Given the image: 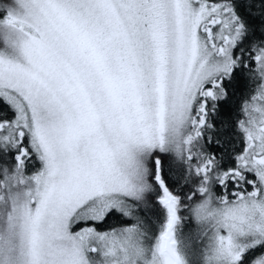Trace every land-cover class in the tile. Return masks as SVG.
<instances>
[{
	"label": "snow or ice",
	"instance_id": "obj_1",
	"mask_svg": "<svg viewBox=\"0 0 264 264\" xmlns=\"http://www.w3.org/2000/svg\"><path fill=\"white\" fill-rule=\"evenodd\" d=\"M240 2L0 8V100L15 113L0 117V264H88L98 251L105 264H185L184 213L216 224L209 264H241L237 237L264 240V18L249 24ZM250 83L235 118V88ZM141 208L162 214L154 237ZM110 212L134 222L98 231Z\"/></svg>",
	"mask_w": 264,
	"mask_h": 264
},
{
	"label": "trees",
	"instance_id": "obj_2",
	"mask_svg": "<svg viewBox=\"0 0 264 264\" xmlns=\"http://www.w3.org/2000/svg\"><path fill=\"white\" fill-rule=\"evenodd\" d=\"M9 3V0H0V8L6 7ZM233 3H237V0H233ZM4 15L3 11H0V17ZM239 15L245 19L249 24H259L264 18V0H242L239 5ZM255 35L258 39H264V34L260 33L259 31L255 32ZM3 49V44L0 43V50ZM234 74L236 75L238 80H244L245 78L240 75V70L236 69L234 70ZM255 88L254 84H238L234 91V103H233V115L235 118H239L240 116V107L243 104V102L248 98V96L251 95L253 89ZM14 112L11 107H9L3 100H0V117H12L14 116ZM233 147L236 152H239L244 147V141L243 139L239 138V134L234 137L233 141ZM40 167V161L31 159L30 161L26 162L25 172L26 174H30L32 169H37ZM250 178H253V174L249 173L248 175ZM231 183L229 184L228 191L231 187ZM222 189L219 188V186H216L214 189L215 195L219 197ZM6 211V207L3 205H0V212ZM139 215L144 218V222L140 225L141 228H143L150 237H154L158 231L159 225L162 223L161 219V213L154 209H144L141 208L138 210ZM115 212V211H113ZM184 218L181 220L180 224L177 226L179 229L185 222V219L188 220L189 227L187 230L192 228L189 232L196 231L202 227L203 221H197L192 215L188 213L183 214ZM111 217V218H110ZM105 220L108 222L107 224H104L103 227H99V231H106L109 229V227H119L123 225H130L134 221L130 219H125L121 216L120 213H115V216H113V213L110 212L106 217ZM102 224L104 222H101ZM195 224V226H193ZM178 235L181 236L182 233H180V230L177 232ZM205 241V240H204ZM204 241L202 248L204 246ZM151 241H149L150 243ZM264 250V245L258 246L249 252H247L244 255L243 260L241 261V264H251L257 256L262 255V251ZM204 259V258H203ZM201 259V260H203Z\"/></svg>",
	"mask_w": 264,
	"mask_h": 264
},
{
	"label": "rangeland",
	"instance_id": "obj_3",
	"mask_svg": "<svg viewBox=\"0 0 264 264\" xmlns=\"http://www.w3.org/2000/svg\"><path fill=\"white\" fill-rule=\"evenodd\" d=\"M34 171L35 169H32L30 174H32ZM248 175L249 173L246 174V180L255 181L257 179L254 174H253V178H250ZM244 187L247 188L248 190H251L253 185L245 182ZM235 190H236L235 186L232 185L228 191V194L231 195V192ZM223 191L224 190L222 189L221 191L222 194ZM123 218L133 220L130 217H123ZM188 225L190 224L188 220L185 219L184 224L179 229L177 228L176 240H177L178 253L183 258L185 264H209V258L210 256H212L215 249V232H216L215 222L212 220L203 221L202 227L199 229V231L196 230L192 232H189L190 230H192V228L187 230V228L189 227ZM193 226H195V224ZM179 230L180 233H182L181 236L177 234ZM256 239H257L256 236L245 235V236L237 237L236 243L240 246L246 247V252H245L246 254L250 250L258 246H261L264 243V240H262L260 244L255 245L254 242ZM203 241H204V246L202 248ZM262 258H264V250L262 251V255L257 256L254 261ZM86 259L88 261V264H105V259L104 257H102L99 251L96 253H92V252L86 253ZM254 261L251 264H254ZM216 264H227V261L222 259L217 261Z\"/></svg>",
	"mask_w": 264,
	"mask_h": 264
}]
</instances>
